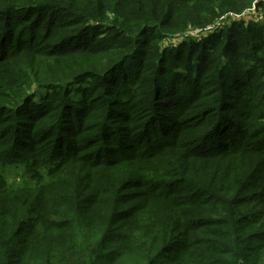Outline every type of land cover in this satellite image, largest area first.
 <instances>
[{
  "label": "trees",
  "instance_id": "1",
  "mask_svg": "<svg viewBox=\"0 0 264 264\" xmlns=\"http://www.w3.org/2000/svg\"><path fill=\"white\" fill-rule=\"evenodd\" d=\"M253 1L0 0V264H264Z\"/></svg>",
  "mask_w": 264,
  "mask_h": 264
},
{
  "label": "built area",
  "instance_id": "2",
  "mask_svg": "<svg viewBox=\"0 0 264 264\" xmlns=\"http://www.w3.org/2000/svg\"><path fill=\"white\" fill-rule=\"evenodd\" d=\"M258 3H262L264 5V0H254L252 7L250 9H248L247 11H245L244 13H242L240 15H230L229 19L240 20V19H245L246 16L253 15L256 12V5Z\"/></svg>",
  "mask_w": 264,
  "mask_h": 264
},
{
  "label": "rangeland",
  "instance_id": "3",
  "mask_svg": "<svg viewBox=\"0 0 264 264\" xmlns=\"http://www.w3.org/2000/svg\"><path fill=\"white\" fill-rule=\"evenodd\" d=\"M253 15H250V16H246L245 19L246 21H250V18L252 17ZM229 23L228 21H225V24ZM174 42H177V40H174Z\"/></svg>",
  "mask_w": 264,
  "mask_h": 264
},
{
  "label": "water",
  "instance_id": "4",
  "mask_svg": "<svg viewBox=\"0 0 264 264\" xmlns=\"http://www.w3.org/2000/svg\"><path fill=\"white\" fill-rule=\"evenodd\" d=\"M240 264H243V263H240Z\"/></svg>",
  "mask_w": 264,
  "mask_h": 264
}]
</instances>
